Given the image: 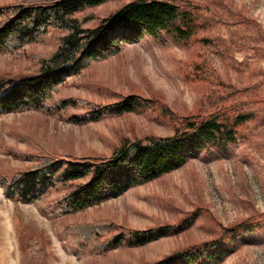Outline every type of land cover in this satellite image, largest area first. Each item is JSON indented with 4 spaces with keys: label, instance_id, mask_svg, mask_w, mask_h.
Listing matches in <instances>:
<instances>
[{
    "label": "rangeland",
    "instance_id": "obj_1",
    "mask_svg": "<svg viewBox=\"0 0 264 264\" xmlns=\"http://www.w3.org/2000/svg\"><path fill=\"white\" fill-rule=\"evenodd\" d=\"M31 1L0 0V24L13 4ZM126 1L87 8L84 24L95 26ZM181 1L200 25L189 39L166 33L128 39L68 75L41 108L0 112V264H142L218 237L242 220L253 228L219 264H264V0ZM61 34L48 28L35 41L0 51V82L35 73ZM131 93L140 101L134 110L82 118ZM244 105L258 112L227 148L198 151L178 168L77 212L61 210L65 185L47 188L37 201L4 189L3 181L47 159L110 155L127 139L174 134L186 116ZM163 224L174 227L132 243L129 229Z\"/></svg>",
    "mask_w": 264,
    "mask_h": 264
},
{
    "label": "trees",
    "instance_id": "obj_2",
    "mask_svg": "<svg viewBox=\"0 0 264 264\" xmlns=\"http://www.w3.org/2000/svg\"><path fill=\"white\" fill-rule=\"evenodd\" d=\"M106 1L34 0L11 6V15L0 24V51L35 41L48 28L62 30L63 34L58 38L56 49L41 59L35 73L0 82V112L41 108L68 75L79 73L110 51H118L128 39L144 33L162 39L166 33L182 41L195 35L200 26L194 8L181 0H128L100 18L95 26L85 25L91 17L83 14L85 10ZM254 90L250 96L253 103ZM139 103L135 94H127L104 106L91 107L82 118L97 119L107 112L134 110ZM257 112L256 105L248 108L244 105L227 106L225 110L217 109L203 116H186L172 135L127 139L110 155L89 153L50 158L18 171L9 182L3 181V186L9 195H16L23 201H37L47 188L65 185L68 188L60 198L61 210L77 212L134 184L153 180L178 168L198 151L227 148L236 141L240 127ZM252 225L242 220L227 227L218 237L142 264H219ZM171 227L174 226L163 224L128 232L132 243L144 244ZM90 229L93 231L96 227ZM121 237L114 236L115 243H120Z\"/></svg>",
    "mask_w": 264,
    "mask_h": 264
}]
</instances>
